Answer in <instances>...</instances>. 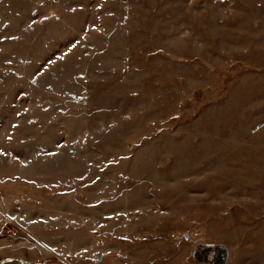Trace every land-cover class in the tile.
Returning a JSON list of instances; mask_svg holds the SVG:
<instances>
[{"label": "rangeland", "instance_id": "rangeland-1", "mask_svg": "<svg viewBox=\"0 0 264 264\" xmlns=\"http://www.w3.org/2000/svg\"><path fill=\"white\" fill-rule=\"evenodd\" d=\"M264 264V0H0V264Z\"/></svg>", "mask_w": 264, "mask_h": 264}, {"label": "water", "instance_id": "water-1", "mask_svg": "<svg viewBox=\"0 0 264 264\" xmlns=\"http://www.w3.org/2000/svg\"><path fill=\"white\" fill-rule=\"evenodd\" d=\"M210 248L211 246H206L199 244L196 247V255L195 258L196 260L200 263L203 264L201 261L198 259V254H202V256L207 259L209 253H210ZM227 259V251L223 245H215L214 246V253H213V258L211 261V264H225Z\"/></svg>", "mask_w": 264, "mask_h": 264}, {"label": "bare ground", "instance_id": "bare-ground-1", "mask_svg": "<svg viewBox=\"0 0 264 264\" xmlns=\"http://www.w3.org/2000/svg\"><path fill=\"white\" fill-rule=\"evenodd\" d=\"M211 246L210 248V253L207 257V259H205L202 254H198V259L199 261H201L203 264H211L212 258H213V253H214V246L212 245H208Z\"/></svg>", "mask_w": 264, "mask_h": 264}]
</instances>
